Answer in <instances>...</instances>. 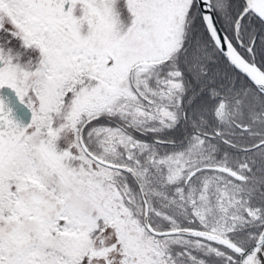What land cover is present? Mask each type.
<instances>
[{
    "label": "snow or ice",
    "instance_id": "1",
    "mask_svg": "<svg viewBox=\"0 0 264 264\" xmlns=\"http://www.w3.org/2000/svg\"><path fill=\"white\" fill-rule=\"evenodd\" d=\"M0 264H264V0H0Z\"/></svg>",
    "mask_w": 264,
    "mask_h": 264
}]
</instances>
